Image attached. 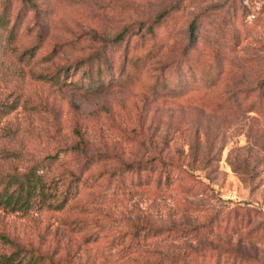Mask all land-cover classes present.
Returning a JSON list of instances; mask_svg holds the SVG:
<instances>
[{
	"label": "rangeland",
	"instance_id": "rangeland-1",
	"mask_svg": "<svg viewBox=\"0 0 264 264\" xmlns=\"http://www.w3.org/2000/svg\"><path fill=\"white\" fill-rule=\"evenodd\" d=\"M32 170L67 200L0 207L18 264H264V0H0V189Z\"/></svg>",
	"mask_w": 264,
	"mask_h": 264
},
{
	"label": "trees",
	"instance_id": "trees-1",
	"mask_svg": "<svg viewBox=\"0 0 264 264\" xmlns=\"http://www.w3.org/2000/svg\"><path fill=\"white\" fill-rule=\"evenodd\" d=\"M190 30L193 36L194 29V21L190 22ZM122 30L117 34L118 37L121 36ZM51 155L50 157H53ZM43 174L37 171H29L23 175L20 174H10L11 180L15 181V179L19 182L20 186L11 188V189H0V207L6 208L8 210H20L23 208H29L30 203L36 195L42 203H46L49 206H53L54 208L62 207L67 198L66 193L58 191L57 187H53L52 182H46V180L42 176ZM23 184L26 185L27 188L23 187ZM24 191L25 195H22ZM59 194L61 198L58 197ZM0 238L2 240L9 241L10 238L0 232ZM19 250H14L11 253L5 254L0 253V264H18L20 263V258H16V254Z\"/></svg>",
	"mask_w": 264,
	"mask_h": 264
}]
</instances>
